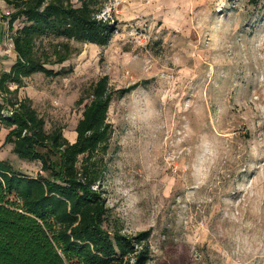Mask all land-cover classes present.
<instances>
[{"label":"rangeland","instance_id":"rangeland-1","mask_svg":"<svg viewBox=\"0 0 264 264\" xmlns=\"http://www.w3.org/2000/svg\"><path fill=\"white\" fill-rule=\"evenodd\" d=\"M248 1L108 0L109 44L69 42V59L46 65L59 76L32 75L17 93L73 142L92 83L142 82L109 106L100 189L107 226L150 231L148 264H264V0ZM9 12L0 8V73L22 26L8 29ZM61 41L42 39L38 54ZM7 132L0 125V160L35 176L39 162L2 146Z\"/></svg>","mask_w":264,"mask_h":264},{"label":"trees","instance_id":"trees-1","mask_svg":"<svg viewBox=\"0 0 264 264\" xmlns=\"http://www.w3.org/2000/svg\"><path fill=\"white\" fill-rule=\"evenodd\" d=\"M3 1L10 9L8 29L17 21L22 26L11 36L15 62L0 73V125L8 129L2 146L11 145L20 160L39 162L40 171L29 176L0 160V264H148L150 231L133 236L107 226L100 189L112 133L109 106L142 82L115 89L104 75L92 83L77 101L87 103L73 142L60 127L47 132L31 100L17 98L32 75L61 74L46 65L67 61L69 42L109 44L117 23L103 16L108 0ZM260 1L248 3L256 7ZM44 38L64 41L39 55L37 44Z\"/></svg>","mask_w":264,"mask_h":264},{"label":"crops","instance_id":"crops-1","mask_svg":"<svg viewBox=\"0 0 264 264\" xmlns=\"http://www.w3.org/2000/svg\"><path fill=\"white\" fill-rule=\"evenodd\" d=\"M5 3L3 0H0V8L4 9L5 8Z\"/></svg>","mask_w":264,"mask_h":264}]
</instances>
